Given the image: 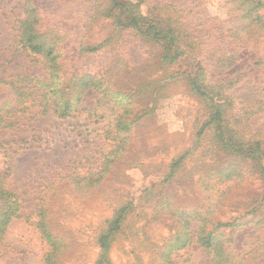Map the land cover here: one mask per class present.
Masks as SVG:
<instances>
[{
    "label": "rangeland",
    "instance_id": "obj_1",
    "mask_svg": "<svg viewBox=\"0 0 264 264\" xmlns=\"http://www.w3.org/2000/svg\"><path fill=\"white\" fill-rule=\"evenodd\" d=\"M109 1L32 0L42 30L62 41L66 69L92 74L99 85L84 91L67 118L30 106L0 131V175L20 202L0 264H44L50 247L35 226L42 197H49L54 233L67 244L60 264H93L97 229L124 204L110 264H214L198 240L208 231L225 237L226 247L233 240L246 258L239 264H264V37L220 44L231 27L232 0H119L126 4L119 18L127 22L136 13L159 16L164 26L174 22L189 55L169 60L166 40L116 24L119 9H106ZM25 16V0H0L1 79L46 77L42 58L17 42ZM218 48L239 59L222 71L230 60L213 58ZM192 56L210 63L205 70L226 85L225 137L260 142L259 156L226 147L204 125L212 108L188 84ZM9 96L0 89V103ZM71 177L79 189L52 193Z\"/></svg>",
    "mask_w": 264,
    "mask_h": 264
},
{
    "label": "trees",
    "instance_id": "obj_2",
    "mask_svg": "<svg viewBox=\"0 0 264 264\" xmlns=\"http://www.w3.org/2000/svg\"><path fill=\"white\" fill-rule=\"evenodd\" d=\"M25 2L26 16L20 22L17 42L22 50L42 58L46 77L23 75L14 76L11 79L0 78V89L6 90L10 94L6 101L0 103V131L11 125L9 118L14 113L24 112L30 106L37 108L41 114L51 111L59 118H67L77 110L76 107L80 103L84 91L99 85V82L96 83V76L92 74H76L66 69V63L68 62L64 56L65 49L61 46L62 41L42 30L41 17L38 15L35 2H32V0H25ZM125 5L123 1L119 0H110L108 3L106 9H119L116 24L122 27L133 25L140 35L152 40H166L168 49L164 55L169 60L184 54L189 55V52L183 50L182 47L187 46L183 44L185 36L172 25L174 22H168L167 26H164L161 17L141 16L138 13L132 14L127 22V20L119 18ZM229 7V14L232 17V19H229L231 27L225 30L226 37L222 38L220 44H225L224 42L231 37L251 40L254 43H257L260 37H264V0H232ZM107 14L108 12H105L103 15L107 16ZM262 39L264 40V38ZM214 44H217V41L214 40ZM219 50L218 48V50H214L216 52L213 51V58L223 59L227 54V59L230 60L229 64H226L225 59L221 62V67H224L222 68L223 71V69H226L225 67H230L228 65H232L237 60L238 55L233 51H227L226 54L222 52L219 55ZM80 52H86V49L82 48ZM195 57L192 56L193 71L192 75L188 76V84L193 92L207 99L211 105L212 110L209 119L204 125H208L207 127L215 133V137L226 147H230L242 155L259 156L260 142L244 144L240 141L237 142L230 136L225 137L229 130L224 124L226 119L223 118V112L225 111L223 104H227L230 98L229 94L225 92L226 85L223 81L214 79V70H209V72L205 70V66L210 65V63L205 64L202 59L198 60ZM214 63L215 65L219 64L216 61ZM125 96V102L129 104L131 97L130 95ZM119 127L120 130L128 128L127 125L126 128L124 126ZM201 130L203 129L201 128ZM178 164L179 160L172 164L171 172ZM170 176L171 173L166 174L162 180L168 179ZM3 177V175H0V248L8 223L19 216L20 210L18 197L6 188ZM67 189L73 191L79 189L73 177H71V180H65L59 188L55 187L52 193L57 194V197H59V195L64 194V190L67 192ZM48 198L42 197L39 200L40 208L36 213L35 226L50 247L44 256V264H60L65 251L62 250L66 248L67 244L63 236L55 234L53 231V220L48 215ZM127 210V204L115 208L113 215L105 219L101 227L97 229L93 239L99 248V253L93 264H110L108 259L110 239L113 232L118 231L121 227V222ZM224 238H221L219 234L213 236L211 231H208L202 232L198 240L213 255L214 264H239L245 260V256H242L244 252L238 253L233 247V240H229L226 247Z\"/></svg>",
    "mask_w": 264,
    "mask_h": 264
}]
</instances>
